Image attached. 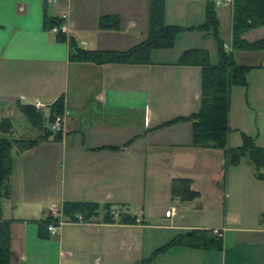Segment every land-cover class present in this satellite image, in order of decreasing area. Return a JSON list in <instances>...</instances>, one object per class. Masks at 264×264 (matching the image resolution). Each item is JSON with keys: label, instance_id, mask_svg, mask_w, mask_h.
I'll list each match as a JSON object with an SVG mask.
<instances>
[{"label": "crops", "instance_id": "obj_1", "mask_svg": "<svg viewBox=\"0 0 264 264\" xmlns=\"http://www.w3.org/2000/svg\"><path fill=\"white\" fill-rule=\"evenodd\" d=\"M196 2L197 22L179 26L168 21L178 0L169 9L164 0V24L201 25L205 0ZM231 6L215 7L226 52ZM102 16L117 22L101 29ZM45 18L60 19L64 36L82 50L124 51L145 38L147 0H0V139L40 136L16 131L15 103L44 105L43 119L56 99L63 108L58 141L48 137L10 152L8 197L0 203L9 264H264V182L244 159L227 166L222 150L191 146L186 119L199 109L200 70L175 61L182 51L199 49L214 65L213 40L182 32L195 36L198 48L187 44L172 60L152 59L172 50L174 39L170 49L152 51L146 65L74 63L67 60L66 43L43 28ZM241 38H264V25ZM232 58L251 69L245 87L228 93L225 148L239 146L241 135L264 148V52L233 51ZM176 119L181 121L161 126ZM149 179L162 180L169 193L173 180H188L198 197L180 202L170 193L169 204L155 216L142 203L160 186ZM65 203L109 205L111 221H102V211L86 222L78 215L69 221ZM51 205L59 207L63 221L55 235L41 230ZM170 208L172 216L164 217ZM121 214L132 220L120 223ZM195 231L211 233L220 249L183 245L154 253Z\"/></svg>", "mask_w": 264, "mask_h": 264}, {"label": "trees", "instance_id": "obj_2", "mask_svg": "<svg viewBox=\"0 0 264 264\" xmlns=\"http://www.w3.org/2000/svg\"><path fill=\"white\" fill-rule=\"evenodd\" d=\"M117 22L115 16H102L98 20L101 29L111 28ZM60 19L45 18L43 28L49 30L59 27ZM264 25V0H232L231 26H230V51L226 52L219 38L215 6L213 0H205L204 21L195 27H179L164 24V0H147V28L145 38L138 44L124 51H87L77 47L70 37L57 32L55 38L58 42L66 43L67 60L74 63L125 64L146 65L149 64V55L155 50H166L173 46L174 39L182 32H198L210 37L216 49L217 61L209 64L207 52L199 49H188L180 53L175 61L176 66L197 67L200 70L199 109L186 120L191 125V146L199 149L222 150L225 165L234 166L239 160L244 159L251 167L255 177L264 182V174L260 170L264 167V148L254 145L249 137L241 135V144L233 148H225V136L227 133L228 93L232 87H245V76L250 67L238 66L232 58L233 51L264 52V38L247 42L242 35L252 29ZM16 110L24 117L31 128L40 132L37 140H7L0 139V203L8 197L7 179L10 173L9 160L13 148L17 152L32 148L38 140L52 137L60 139L58 131L51 132L43 127V122L51 124L55 118L62 115V99H56L48 106V114L43 119L42 114L31 105L15 103ZM176 119L161 126H167ZM5 123V122H3ZM7 127V122L5 123ZM3 125L0 126L2 129ZM8 128V127H7ZM171 196L180 202H188L198 197V193L191 191L188 180H173L170 188ZM102 211V221L109 222V205L98 206L91 203H65L62 205L63 216L69 221L76 220V215L83 222L97 218ZM132 219L124 214L119 216V222L124 223ZM49 219L42 222L41 230L46 232ZM187 242H183V239ZM173 239L154 253L173 246L187 245L200 249H220L219 239L211 236L209 232H192L188 238ZM0 264H9L8 250V224L0 220Z\"/></svg>", "mask_w": 264, "mask_h": 264}, {"label": "rangeland", "instance_id": "obj_3", "mask_svg": "<svg viewBox=\"0 0 264 264\" xmlns=\"http://www.w3.org/2000/svg\"><path fill=\"white\" fill-rule=\"evenodd\" d=\"M197 0H178V4H179V9H173L172 12H170L169 17H168V21L169 22H173L174 24H179V26L181 25H193V23L196 21L197 22V15H198V10L200 8L199 4L196 2ZM204 2V0H202ZM173 0H167V7L169 9V7L172 5ZM228 5L226 4H222L221 7H227ZM216 7V6H215ZM202 34V33H201ZM195 36H190V35H184V36H179L177 35L175 37V42H174V48H172V50H166V51H162L160 53L161 56H156V54L154 56H152V59H156V57H160L162 58V60H172L175 56V54L181 50L182 48H185V46L187 44H191L190 46H192V48H198L200 42H198V40H195V38H193ZM197 37V36H196ZM206 45V42L203 43ZM43 108L36 110V111H40L43 110V112L46 111V108L44 107V105H42ZM18 119H16V131H24L27 134L31 135H35L38 137V135H40V132L34 128H31L26 120L24 119V117L18 113L16 114ZM63 119V118H62ZM46 124H48L47 122H45ZM51 124H49L50 127ZM32 139L35 137H31ZM229 144H233V143H229ZM236 144V143H235ZM237 144H241V143H237ZM235 146V145H233ZM159 179H149V184L150 182H152V185L156 184L157 181ZM158 184H160V186L158 187L157 190H151L148 191L147 195H145L144 199H143V205L145 206L146 210H148L149 212H151L153 215L157 216L159 215V213L162 214L163 208L164 206L169 204V198H167V196L170 194L169 190L165 188V184L162 182V180L158 181ZM150 188H153L151 185H149ZM207 209H209L207 207Z\"/></svg>", "mask_w": 264, "mask_h": 264}, {"label": "built area", "instance_id": "obj_4", "mask_svg": "<svg viewBox=\"0 0 264 264\" xmlns=\"http://www.w3.org/2000/svg\"><path fill=\"white\" fill-rule=\"evenodd\" d=\"M231 2H232V0H213V4L216 7H221L222 4L231 5ZM51 31L53 33L60 32L62 34H65L66 29L61 24L59 27L52 28ZM33 107L36 110H39V109L43 108V106L40 103H38V102H34L33 103ZM61 123H62V116L55 118L54 121L51 123V125L49 127L50 131L51 132H56L59 129V127L61 126ZM47 210H48V219H49V221H48L45 229H46V231H47V233L49 235H55L56 234V230L63 223L61 212H60L59 207L56 206V205L48 206ZM172 214H173V209L170 208L168 211H166L164 213V217L168 218V217L172 216Z\"/></svg>", "mask_w": 264, "mask_h": 264}]
</instances>
